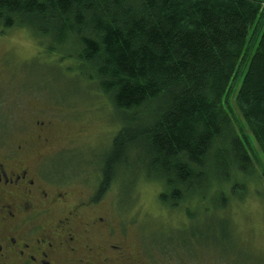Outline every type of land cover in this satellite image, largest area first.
<instances>
[{"label":"trees","instance_id":"16d2710c","mask_svg":"<svg viewBox=\"0 0 264 264\" xmlns=\"http://www.w3.org/2000/svg\"><path fill=\"white\" fill-rule=\"evenodd\" d=\"M16 24L68 40L111 100L119 127L99 193L130 154L170 205L247 173L248 140L223 103L237 79L236 107L264 159V0H0V26Z\"/></svg>","mask_w":264,"mask_h":264},{"label":"rangeland","instance_id":"374dc122","mask_svg":"<svg viewBox=\"0 0 264 264\" xmlns=\"http://www.w3.org/2000/svg\"><path fill=\"white\" fill-rule=\"evenodd\" d=\"M68 43L57 45L26 26H0V143L15 146L34 118L49 120L48 143L34 156L76 196L99 183L119 122ZM239 85L237 79L223 103L248 140L247 173L209 182L204 198L170 205L158 199L162 182L147 178L130 154L101 197L114 223L128 225L133 250L144 246L156 264H264V159L236 107Z\"/></svg>","mask_w":264,"mask_h":264},{"label":"flooded vegetation","instance_id":"af4514ba","mask_svg":"<svg viewBox=\"0 0 264 264\" xmlns=\"http://www.w3.org/2000/svg\"><path fill=\"white\" fill-rule=\"evenodd\" d=\"M50 130L34 118L15 146L0 143V264H156L144 246L133 250L128 225L102 210L99 183L74 196L35 158Z\"/></svg>","mask_w":264,"mask_h":264}]
</instances>
